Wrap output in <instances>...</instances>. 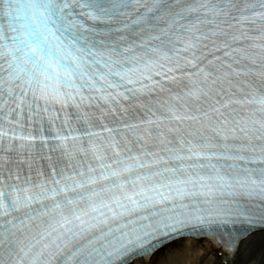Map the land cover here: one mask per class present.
Returning <instances> with one entry per match:
<instances>
[{"label": "snow or ice", "instance_id": "6c2138e0", "mask_svg": "<svg viewBox=\"0 0 264 264\" xmlns=\"http://www.w3.org/2000/svg\"><path fill=\"white\" fill-rule=\"evenodd\" d=\"M201 233L264 264V0H0V264Z\"/></svg>", "mask_w": 264, "mask_h": 264}, {"label": "bare ground", "instance_id": "6f19581e", "mask_svg": "<svg viewBox=\"0 0 264 264\" xmlns=\"http://www.w3.org/2000/svg\"><path fill=\"white\" fill-rule=\"evenodd\" d=\"M159 259L162 264H224L222 250L208 241L189 239L177 241L160 250ZM253 264H259L261 253L259 247L252 257ZM229 264V260L227 259Z\"/></svg>", "mask_w": 264, "mask_h": 264}]
</instances>
